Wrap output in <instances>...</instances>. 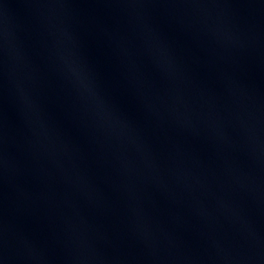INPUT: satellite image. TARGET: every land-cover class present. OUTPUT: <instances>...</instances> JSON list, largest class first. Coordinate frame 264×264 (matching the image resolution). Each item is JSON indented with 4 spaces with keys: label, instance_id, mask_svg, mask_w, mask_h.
<instances>
[{
    "label": "water",
    "instance_id": "obj_1",
    "mask_svg": "<svg viewBox=\"0 0 264 264\" xmlns=\"http://www.w3.org/2000/svg\"><path fill=\"white\" fill-rule=\"evenodd\" d=\"M0 264H264V0H0Z\"/></svg>",
    "mask_w": 264,
    "mask_h": 264
}]
</instances>
